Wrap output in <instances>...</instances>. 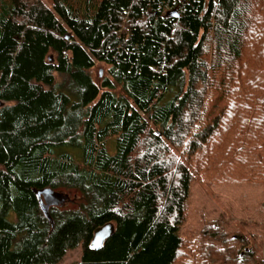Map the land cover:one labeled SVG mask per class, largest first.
Returning <instances> with one entry per match:
<instances>
[{
    "label": "trees",
    "instance_id": "1",
    "mask_svg": "<svg viewBox=\"0 0 264 264\" xmlns=\"http://www.w3.org/2000/svg\"><path fill=\"white\" fill-rule=\"evenodd\" d=\"M50 1L0 0V264H264L177 234L196 175L264 184V0Z\"/></svg>",
    "mask_w": 264,
    "mask_h": 264
},
{
    "label": "rangeland",
    "instance_id": "2",
    "mask_svg": "<svg viewBox=\"0 0 264 264\" xmlns=\"http://www.w3.org/2000/svg\"><path fill=\"white\" fill-rule=\"evenodd\" d=\"M50 6V0H40ZM108 66L97 62L90 70L94 81L100 84L108 75ZM119 93V87H115ZM76 192L70 191L73 198ZM214 223V227L227 234L239 232L248 239L244 250L254 246L258 256L264 259V184H207L198 175L190 185L186 207V221L179 226L178 236L185 242L195 245L205 242L200 233L203 227ZM237 245L239 243H236ZM81 247L68 250L57 264H78L81 259ZM197 264H202L198 259Z\"/></svg>",
    "mask_w": 264,
    "mask_h": 264
},
{
    "label": "water",
    "instance_id": "3",
    "mask_svg": "<svg viewBox=\"0 0 264 264\" xmlns=\"http://www.w3.org/2000/svg\"><path fill=\"white\" fill-rule=\"evenodd\" d=\"M168 16L178 17L176 9L169 11ZM51 60V57H50ZM2 103L0 102V105ZM36 194L39 198L40 208L46 218L51 220L48 209L52 205H61L67 199V195L55 192L51 189H43L36 191ZM113 233V226L110 223H107L101 227H98L94 231L93 239L91 242V248L93 250H98L103 245L105 240L109 238Z\"/></svg>",
    "mask_w": 264,
    "mask_h": 264
}]
</instances>
